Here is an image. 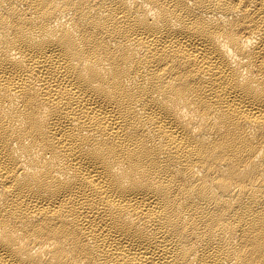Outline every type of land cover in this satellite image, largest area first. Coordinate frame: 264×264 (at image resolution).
<instances>
[{"label":"bare ground","instance_id":"obj_1","mask_svg":"<svg viewBox=\"0 0 264 264\" xmlns=\"http://www.w3.org/2000/svg\"><path fill=\"white\" fill-rule=\"evenodd\" d=\"M0 264H264V0H0Z\"/></svg>","mask_w":264,"mask_h":264}]
</instances>
